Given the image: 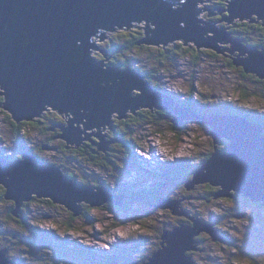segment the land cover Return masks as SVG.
Masks as SVG:
<instances>
[{
	"label": "water",
	"instance_id": "obj_1",
	"mask_svg": "<svg viewBox=\"0 0 264 264\" xmlns=\"http://www.w3.org/2000/svg\"><path fill=\"white\" fill-rule=\"evenodd\" d=\"M201 1L182 0L175 6L170 4L172 0H0V87L4 109L18 123L42 117L48 106L59 111L67 122L74 118L69 114L75 115L68 128L59 126L60 139L69 148H79L95 137L96 146L103 153H107L110 145L104 135L88 134L86 130L112 126L115 114L123 119L143 109L162 110L177 116L172 121L175 126L185 120L206 124L211 128L215 145L221 139H227L229 144L223 152L215 148L216 153L195 172L193 181L184 185L186 190L210 183L220 187L216 198H233L230 191H235L264 206L262 125L238 115L195 113L159 92L139 73L106 65L103 68L90 54L97 47L96 42L106 40L96 38L100 30L105 31L107 38L108 33L123 28H142L146 33L140 45L145 46L183 42L198 50L204 47L223 53L218 48L223 50L233 43L234 47L228 51L240 52L235 66L264 79V51L248 49L230 33L204 22ZM226 1L228 9L221 11L229 13L226 24L249 20L264 26V0ZM134 93L138 95L133 96ZM0 185L7 190L5 199L16 202L17 216L24 204L34 198L65 205L75 217L85 210L82 202L94 208L123 201L106 188L95 192V186L74 180L31 152L24 153L19 160L7 159L0 152ZM157 207L170 208L173 214L192 221L193 226L184 224L174 231H164L161 248L147 264H196L187 256V251L193 249L194 237L205 230L221 240L212 225L181 211L178 202L162 198ZM0 264H6V260L1 259Z\"/></svg>",
	"mask_w": 264,
	"mask_h": 264
},
{
	"label": "rangeland",
	"instance_id": "obj_2",
	"mask_svg": "<svg viewBox=\"0 0 264 264\" xmlns=\"http://www.w3.org/2000/svg\"><path fill=\"white\" fill-rule=\"evenodd\" d=\"M220 1L227 5L226 0ZM216 2L217 0H202L201 17L204 22L230 33L225 25V19L229 14L219 19L218 15L222 13ZM120 31L122 30L108 33L107 41L96 42L95 45L107 49L111 37H118ZM130 31L136 32V35L141 33L138 37L144 38L142 28ZM233 37L239 40L234 35ZM246 37L249 38V44H243L246 48L253 45L259 47L264 40V32L255 31ZM205 49L207 48L203 47L201 51ZM146 53V49L141 47L131 51L127 56L133 64H138L137 67L147 68L150 62ZM187 61L188 59L177 62L178 64L168 68V73L160 75L162 80H158L166 89V94L175 95L179 102L184 99L189 101L192 96L189 92L193 86L196 92L200 93L198 99L197 94L193 99V106L200 109L199 114L208 115L211 112L222 114L224 113L222 111H226L224 113L226 115L228 113L236 115L239 109L250 110L255 116L264 115V79L260 80L261 83L253 81V75L245 74L242 66L231 67L228 61L215 57L208 51L204 52L200 67L191 66ZM106 63L107 67L112 65L109 60ZM225 105L233 106L232 112L226 110ZM45 111H48L47 116L58 118L66 123L64 127H69L59 111L49 106ZM166 112L167 116L164 119L156 117L137 126L132 125V129H129L131 136L136 139L137 147L134 151L136 156L132 157L128 153L129 148L123 149L116 145L115 151L108 154L109 158H106V154H102L100 159L97 157L96 163H101L103 167L88 164L81 154L74 155L76 160L71 158V152L74 151L62 150V141L57 138L53 140L54 144L44 145L47 134H38L33 128L26 127L25 137L29 136L28 144L34 145L36 153L41 150L43 152L40 157L36 154V157L58 167L67 176L75 174L77 178L70 177L86 186H96L95 192L100 191L97 189L106 188L108 193L121 197L123 201L119 200L121 204L109 202L103 206L95 205L94 208L82 202L87 210V216H84L85 210L79 211L78 216L75 217L74 212L65 205H52L48 200L41 202L45 199L32 200L27 208L29 216L23 214L31 226L27 229L8 218L10 200L7 201L8 205L0 203V225L7 224V232L17 234L13 240L0 238V260H6V264H40V258L44 256L45 264H142V258L149 256L150 251L153 250L151 247L156 243L161 230L174 231L175 229L171 228L173 224L184 218L173 214L170 208H158L156 206L160 201L158 199L162 197L178 202L180 210L189 212L193 219L212 225L221 238L219 240L208 234L209 239L201 243L203 250L199 253L197 244L200 237H194L195 243L191 246L193 249L187 252H194L196 264H264V206L261 205L259 210H254L250 205L241 204L243 202L240 199L230 202L229 199L232 198L227 197H219L214 204L206 205L204 198H207L211 191L210 183L197 184L191 191H187L183 185L186 180V183L193 181L191 175L193 172L195 174L204 157L215 152L216 147L229 141L223 139L215 145L209 126L193 120H185L181 125L175 126L172 121L177 116ZM117 116L119 117L115 114L112 117L113 120L118 119L115 120L116 128L118 131L124 130L125 121L119 120ZM11 117L5 111L0 113V135H6V138L5 136L4 139L0 138L4 141L3 144L0 143V152L4 154L3 149H8L9 156L20 154L22 150L24 153L29 152L30 149H25V145H22L23 136L17 140L12 134V128L8 129L6 120ZM45 124L52 125V121L43 123ZM86 132L88 134L102 132V135L107 137V134L114 133L109 125ZM97 152L103 153L98 149ZM146 191L150 192L148 196L143 195L142 200L132 201L134 195ZM243 211H246L244 215L241 214ZM249 212H254V215ZM246 219L251 223H246ZM257 220L262 223L258 225ZM253 222L257 225L252 226ZM203 234L207 232L204 230L201 235ZM23 237L29 239L28 243ZM225 237L229 240L226 244H229L228 247L223 246L222 241ZM194 249H197V252ZM196 254H199V257H196ZM107 257L111 263L106 259Z\"/></svg>",
	"mask_w": 264,
	"mask_h": 264
},
{
	"label": "trees",
	"instance_id": "obj_3",
	"mask_svg": "<svg viewBox=\"0 0 264 264\" xmlns=\"http://www.w3.org/2000/svg\"><path fill=\"white\" fill-rule=\"evenodd\" d=\"M180 1H182V0H172V2H170V4L177 6V5L180 4ZM216 4L219 6L218 7L219 9H226V7H227V5L225 3H222L220 0H217ZM224 14L227 16L228 13L226 12ZM232 26H234L233 27L234 34L237 35V37H239V40H241V42L243 44H249V38L246 37V35H249V34L255 32V31L264 32V28L262 27V25H259L258 23L251 22L249 20H246V21H239L238 20L235 23H232ZM145 33H146V30L143 31L142 36H144ZM136 34H137L136 32L133 33L131 31H129V32L125 31V32L120 33V35L118 37L111 38V40L108 42V47H107L106 50H108L110 53H112L113 62L115 64H118V66H120L122 68L121 71H125L126 69L134 70V67H133L134 64L131 62V60H130L129 56H127V54H129L131 51H133L135 49H141V47L145 48L146 51H147V53H146L147 54V58H148V60H149L151 65L150 64L147 65V68H143L142 66H140L139 67L140 69H138V72H142L144 74V76L146 77V81L148 83L152 84L153 85L152 87L157 89L159 92H162L164 94L167 93L166 89L161 86V84H160L161 81H159L158 79L162 80L160 75L164 74V73H168L169 72L168 68L171 67L172 65H176L177 62L186 61V59H188L187 62H189L191 64V66H194L196 68L201 66V62L203 60V54H204V52H206V50H202V51L198 50L197 47L193 46V45L186 46L183 42H177V43H174V44H170L168 46H160V47H157V48H154V47H149L148 48V47H144L143 45L139 46L138 44H139V42H141L142 39L140 37H138V36H141V33H139L138 35H136ZM260 46L264 49V40L260 44ZM252 47H254V45ZM229 64H230L231 67H234L233 66L234 65L233 62L232 63L230 62ZM243 72H244V70H243ZM254 78L255 77H252L253 81H255ZM189 93L192 95L191 96V100L186 101L184 99V101H180L181 103L179 102V100L177 99V97L175 95H171V94H169V95L171 97H173L183 107H186V108L194 111L195 113H200L199 112L200 109H198L195 106H193V102H194L193 99L195 98L196 94H197V99H198L200 93H198V91L196 92V90L194 89L193 86H192V88H191ZM242 94L244 95V92H242ZM244 97L245 96H243V98ZM4 102H5V98L2 95V89L0 87V113H3L4 111L7 112L4 109ZM224 107L226 108V110L228 109L229 112H232V108H234L231 105H225ZM200 108H201V106H200ZM155 111H159V112H157L156 114H153L152 112H150V110L149 111L148 110H143V111L139 112L137 115H130L129 118H128L129 120L125 121L124 124H123L124 128L126 129V132H125V129L124 130L122 129V130L118 131L119 133H117L120 136V142H121L118 147H122L123 149L126 148V147L129 148V152L128 153H130L132 155V157H133L135 155L134 151H135V147H137V145H136V139L131 136V133L129 132V129H132V125L137 126L138 124H140L142 122L151 121L152 119H154L156 117H161L162 119H164L167 116V112L166 111H162V110H155ZM222 112L226 113V111H222ZM7 113H9V112H7ZM224 113H222V114L226 115ZM236 113H237L236 115L242 116L244 119H246V120H248V121H250V122H252L254 124H260V125L264 126V115H256L255 116L253 114L254 112H250V110L249 111H243V110L240 111L239 109H237ZM222 114L221 113H217V112H211L207 116H210V115L217 116V115H222ZM228 115H229V113H228ZM203 116H205V115H203ZM6 121H7V124H8V129H9V127L12 128L13 136L15 138H17V140L21 139L22 136H23V139L21 140L22 141V145L24 144L25 145L24 146L25 149L28 148V149H30V151H33L35 154H37V153L35 152L34 145L28 144L29 136L25 137V132L27 131L26 127L29 126V127L33 128L34 131L35 130L38 131V134H42V135L43 134H47V138L44 140V143H43L44 145L50 146V145L54 144L53 140L55 139L54 137L57 136V134L55 135V134L48 133V132L50 131L49 129L52 126H54L53 123L59 121L58 118H52L50 115L47 116V114L46 115L43 114L42 117L37 118V119H35L33 121H28V123H26V121H24L25 123H22V122L18 123L12 117L9 118V120L7 119ZM41 121H44L43 123H45L47 121H52V125H48V124L43 125V123ZM59 122H61V120ZM121 126H122V124H121ZM127 131H128V133H127ZM58 135H62V132L60 131L58 133ZM4 136L6 138V135H4ZM4 136L0 135V138L4 139ZM2 139H0V143L1 144L4 143V141H2ZM39 144H42V143H39ZM43 144H42V146H43ZM228 144L229 143H226V144L223 143L222 146H218L216 148L219 151H221V150H224L226 147H228ZM66 146H67V143L66 142L64 143V141L62 140V142H61V147L63 148L62 150L68 151ZM3 150L5 152L4 153L5 158L10 159V160H19V159L23 158V156H24L23 150H22V152L20 151V154L13 155V156H9L8 149H3ZM72 150L74 152H71L72 153L71 158H74L76 160V157L74 155L75 154H81L82 157L86 158V160L88 161V164H96L99 167H103L101 163H96L100 156H97L94 153V148L93 147H91L89 149H86V150H83V151H78V150L76 151L75 148H73ZM36 151L38 152V150H36ZM108 154H111V153H106V158H109ZM213 154H214V152L209 154V155H207L206 157H204L203 161L200 163V165L197 168V170L200 169L203 166V164H205L212 157ZM37 155L40 157L39 154H37ZM87 161L82 160V162H87ZM74 163H75V161H74ZM70 176L77 178V176H75V174H71ZM191 177L193 179L194 172L191 175ZM168 179L173 180V178H168ZM186 181L183 182V185H185ZM210 190L211 191H209L207 198H204L206 205L214 204L216 202L215 195L217 194L218 190L220 191V187H214L213 188L211 186ZM6 191H7L6 188L4 186L0 185V203L2 205H4V204L8 205L7 200L5 199ZM149 193H150L149 191H146L144 193H141L140 195H134L133 198H132V201L134 199L142 200L143 199V195L144 196H148ZM234 194H239V193H233L232 195L234 196ZM239 195H241V194H239ZM183 196H184V194H182V197ZM161 198L162 197H160L158 199V201ZM34 201H39V200H37L35 198ZM41 202H46V200L41 201ZM9 203H10L11 207H10L8 218L10 217L11 220L20 223L21 227L24 228V229H27L28 227H31L29 225L27 219H26V216H23V214L28 215L27 214V208H28V205H29L28 202L23 206L22 212H21V214L19 216L14 214V210L16 209V204L13 203V202H9ZM48 203L53 205V203L51 201H49V200H48ZM241 204H244V203H241ZM250 206H252V208L254 210H256V209L259 210L258 208L261 207V204L255 203V204L250 205ZM245 212L246 211H243L241 214L244 215ZM250 214L254 215V212H252ZM84 216H87V210H86V214H84ZM22 218H23V220H22ZM260 220H262V219H260ZM245 222L248 223V224L251 223V221L250 220L247 221V219H246ZM256 223H258V225H259V224L262 223V221L257 220ZM256 223L253 222V224H251V225L252 226H256L257 225ZM183 224L193 226V222L192 221H186L185 219H181V220L177 221L176 224H173V226L171 228H175V227L181 226ZM6 225H2V226L0 225V231H1L0 238L6 239V240L7 239H12L13 240L15 238V236H17V234L8 233L7 230H6V227H7ZM5 230H6L7 233L5 232ZM166 230L167 229H162L161 230L160 235H158V237L156 238V243L153 245V247H151V248H153V250L150 251L149 256L148 257L145 256L144 258H142L143 259V263L142 264H147L149 262V258H151L153 256V254L160 249L161 243H162V235H163V232L166 231ZM247 230L249 231V229H247ZM2 231H3V234H2ZM6 235L9 238H6ZM199 237L200 238H198V239L200 240V245L197 244V246L199 247V249H200L199 252L201 253V251L203 250V248H201V245H202L201 243H203L205 240H208L209 239L208 238L209 235L208 234H203V235H200ZM23 238L25 239L26 243H28L27 241H29V239H27L26 237H23ZM223 240L225 241L224 244L222 243L223 246L224 247H228L229 244L226 245L229 242L228 238L225 237ZM48 243H50V242H48ZM141 246L143 247V245H138V247H141ZM26 247H28V246L26 245ZM148 248H150V247H148ZM109 257H107L106 259L111 263V260L109 259ZM44 260H45V257L41 256L40 264L41 263L45 264ZM114 264H123V263H114Z\"/></svg>",
	"mask_w": 264,
	"mask_h": 264
},
{
	"label": "flooded vegetation",
	"instance_id": "obj_4",
	"mask_svg": "<svg viewBox=\"0 0 264 264\" xmlns=\"http://www.w3.org/2000/svg\"><path fill=\"white\" fill-rule=\"evenodd\" d=\"M226 15L225 14H223V15H218V18L219 19H223L224 17H225ZM213 18V17H212ZM225 24V23H224ZM226 25V28L227 29H229L230 30V33H232V37H233V35L236 37V38H239V37H237V35H235L234 34V31H233V27L234 26H230V25H228V24H225ZM132 28V27H131ZM131 28H123V30L122 31H120V33H122V32H129L130 30H131ZM134 28V27H133ZM253 33H255V32H253ZM253 33H251V34H253ZM105 31L104 30H100V32L98 33V35H97V37L96 38H101L102 40H105V39H107V38H105ZM112 38V37H111ZM93 40V39H92ZM111 40V39H110ZM109 40V41H110ZM107 41V40H106ZM140 43L141 42H139V46H142V45H140ZM241 45H243V44H241ZM244 46V45H243ZM234 47V44L233 43H229L226 47H224V49L223 50H220V48H218L219 49V51L220 52H223V53H219V52H217V51H215V50H213V49H210V48H207V49H205L206 51H208L210 54H212V55H214L215 57H218V58H223L224 60H226V61H228L229 63L231 62H233L234 63V60H236L237 58H238V56L240 55V52H235L234 54H232V53H230L229 51H228V49H232ZM245 47V46H244ZM258 48H260V47H258ZM248 49H254V50H258V51H264V50H260V49H256L255 47H248ZM263 49V48H262ZM92 50V49H91ZM91 57L95 60V61H97L99 64H101V67H105V65L107 64L106 62H103L102 60H104V58H107L108 60H109V62H111L112 63V65H109L108 67H113V68H116V69H118V70H122V68L120 67V66H118V64H115L114 62H113V57H112V53H110L108 50H106L103 46L102 47H100L98 44H97V47L96 48H93V50L91 51ZM114 56V55H113ZM243 58H245V57H243ZM137 65L138 64H134L133 65V67H134V70H132V71H135V72H137V73H139L141 76H143V77H145L144 76V74L142 73V72H138V69H140L139 67H137ZM233 65V64H232ZM234 67H236V68H240V67H237V66H235V64L233 65ZM243 70H244V68H242ZM127 70V69H126ZM244 72H245V70H244ZM246 73V72H245ZM247 74V73H246ZM251 75H253V74H251ZM252 77H255L254 79H255V81H259V82H261L260 80H262V79H260V78H258L256 75L254 76H252ZM145 79H146V77H145ZM260 79V80H259ZM258 82V83H259ZM150 84V83H149ZM151 86H153L152 84H150ZM138 95V93H134L133 94V96H137ZM143 110H148V109H143ZM143 110H140L139 112H141V111H143ZM149 111V110H148ZM139 112H137L136 114H131V113H129L125 118H123V119H120L119 117H120V115H119V120H123V121H127L128 120V118H129V116L130 115H137ZM150 112H152L153 114H156L157 112H159V111H150ZM59 113V112H58ZM45 115L47 114V112L46 113H44ZM60 114V113H59ZM62 115V114H61ZM68 115V114H67ZM68 116H73L74 118L72 119V120H70L68 123H70V122H73L74 120H75V115H72V114H69ZM115 120H118V119H116L115 118ZM115 120H113V125L111 126L112 127V129H113V134H107L108 135V137L107 136H105L104 134V137H105V140L106 141H108L109 142V146H108V150H107V153H112L113 151H114V146H116V145H119L121 142H120V136L117 134V133H119L118 132V129L116 128V121ZM60 121V120H59ZM59 121H57V122H54L53 124H54V128H52V130L51 131H49V132H52V134H57V136H55L54 138L56 139L57 138V140H59V141H62L61 139H60V135H58V133L61 131L59 128V126H65V122H62V120H61V122H59ZM115 121V122H114ZM42 123L44 122V121H41ZM82 124H85V122L84 121H82ZM100 134H102V132L100 133ZM113 136V137H112ZM95 137H91L88 141H86V142H84L79 148L77 147V148H75V147H71V148H69V146H66L67 147V149H73V148H75V150L77 151H83V150H86V149H89V148H91V147H93L94 148V153L97 155V156H101L102 154H106V153H97V146H96V144L98 143V141H97V139H94ZM97 138V137H96ZM111 140H112V142H111ZM117 142V143H116ZM65 143V142H64ZM114 143H116V144H114ZM97 148V149H96ZM227 149V147L224 149V150H221L220 152H223V151H225ZM43 150H45L44 149V147H43ZM42 151V150H41ZM41 151H39L37 154H41V153H43V152H41ZM218 192H219V190H218ZM217 192V193H218ZM215 197H216V195H215ZM215 199H217V198H215ZM236 199H240V201L241 202H243L244 203V205L245 204H249V205H253V204H255V203H253V202H251L249 199H247V197H245L244 195H239V194H234V196H233V198L232 199H229L230 200V202H234V201H236ZM217 201V200H216ZM182 219H185L186 221H190V220H188L186 217H184V218H182ZM2 234H3V232H2ZM6 238H8V236L6 235ZM199 245H200V241H199V243H198ZM1 245V244H0ZM3 246V245H2ZM161 248V247H160ZM200 253V252H199ZM194 252L193 253H188L187 252V255L188 256H191L192 258H193V260L195 261V258H194ZM197 256L196 257H199V254H196Z\"/></svg>",
	"mask_w": 264,
	"mask_h": 264
},
{
	"label": "clouds",
	"instance_id": "obj_5",
	"mask_svg": "<svg viewBox=\"0 0 264 264\" xmlns=\"http://www.w3.org/2000/svg\"><path fill=\"white\" fill-rule=\"evenodd\" d=\"M181 2V1H180ZM229 16V15H228ZM236 21H238V20H235L233 23H235ZM258 24H260V25H262L261 23H258ZM229 25H232V24H229ZM262 27H264V26H262ZM234 38V37H233ZM143 46H145V45H143ZM111 68H113V67H111ZM119 71H121V70H119ZM48 112V111H47ZM45 113H46V111H45ZM10 114V113H9ZM11 115V114H10ZM22 123H25V122H22ZM264 127V126H263ZM264 133V132H263ZM62 140V139H61ZM64 141V140H63ZM64 142H66V141H64ZM67 143V142H66ZM29 152H31L32 154H34L35 156H36V154L33 152V151H30L29 150ZM4 155V154H3ZM14 158V157H13ZM22 159V158H21ZM43 160V159H42ZM46 162V161H45ZM77 181V180H76ZM96 187V186H95ZM37 199V198H36ZM248 199V198H247ZM34 200V199H33ZM37 200H40V199H37ZM45 200H49V201H51V202H53L52 200H50V199H45ZM252 202V201H251ZM112 203V202H111ZM253 203H255V202H253ZM26 204V203H25ZM24 204V205H25ZM55 205V204H54ZM262 205V204H261ZM157 206V205H156ZM84 207V206H83ZM92 208V207H91ZM85 209V208H84ZM85 211V210H84ZM86 212V211H85ZM85 214V213H84Z\"/></svg>",
	"mask_w": 264,
	"mask_h": 264
},
{
	"label": "bare ground",
	"instance_id": "obj_6",
	"mask_svg": "<svg viewBox=\"0 0 264 264\" xmlns=\"http://www.w3.org/2000/svg\"><path fill=\"white\" fill-rule=\"evenodd\" d=\"M227 8H228V7H227ZM224 10H226V9H221V11H224ZM221 11H220V12H221ZM222 14H224V12H223ZM222 14H221V15H222ZM228 14H229V13H228ZM227 17H228V16H227ZM240 43H242V42H241V40H240ZM242 44H243V43H242ZM166 95H169V94H166ZM169 96H170V95H169ZM170 113H171V112H170ZM174 115H175V114H174ZM224 140H225V139H224ZM221 141H223V139H221V140H220V142H221ZM220 142H219V143H220ZM214 150H215V149H214ZM214 153H216V150H215V152H214ZM7 201H8V200H7ZM11 202H13V203H15V204H16V202H15V201H11Z\"/></svg>",
	"mask_w": 264,
	"mask_h": 264
},
{
	"label": "snow or ice",
	"instance_id": "obj_7",
	"mask_svg": "<svg viewBox=\"0 0 264 264\" xmlns=\"http://www.w3.org/2000/svg\"><path fill=\"white\" fill-rule=\"evenodd\" d=\"M121 236H123V233H121ZM105 247H107V246H105Z\"/></svg>",
	"mask_w": 264,
	"mask_h": 264
}]
</instances>
